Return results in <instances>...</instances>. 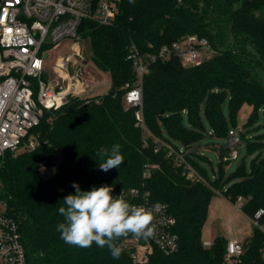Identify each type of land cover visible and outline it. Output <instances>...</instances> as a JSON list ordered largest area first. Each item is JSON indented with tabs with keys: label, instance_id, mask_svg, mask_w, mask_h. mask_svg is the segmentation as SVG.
<instances>
[{
	"label": "trees",
	"instance_id": "trees-1",
	"mask_svg": "<svg viewBox=\"0 0 264 264\" xmlns=\"http://www.w3.org/2000/svg\"><path fill=\"white\" fill-rule=\"evenodd\" d=\"M117 8L112 24L85 20L79 30L94 65L109 73L110 90L92 98L72 97L60 109L45 110L31 131L38 146L0 158V201L19 224L29 264H133V248L127 245L131 234L114 241L122 250L119 259L112 258L107 246L93 242L81 248L61 239L57 226L64 217L58 209L67 195L75 194L73 182L83 191L110 186L113 196L136 189L169 206L180 249L165 255L155 248L142 264H264V231L255 224L241 242L244 253L239 257H227L225 237L219 235L211 246L202 240L216 191L232 204L245 200L241 212L264 224V133L247 139L242 131L251 167L240 166L228 181V146L213 147L220 167L214 181L199 163L206 157L195 146L205 138L203 109L214 134L226 140L244 105L253 108L249 125L264 112V0H117ZM190 36L208 39L214 56L195 67H184L174 55L147 62L145 131L137 126V108L125 99L137 80L131 49L137 47L147 59ZM227 100L232 127L224 108ZM115 144L124 162L101 171L99 164L106 158L97 152ZM170 147L185 149L187 162L201 179L187 176ZM57 152L62 154L59 173L44 179L41 168L53 166Z\"/></svg>",
	"mask_w": 264,
	"mask_h": 264
},
{
	"label": "built area",
	"instance_id": "built-area-1",
	"mask_svg": "<svg viewBox=\"0 0 264 264\" xmlns=\"http://www.w3.org/2000/svg\"><path fill=\"white\" fill-rule=\"evenodd\" d=\"M118 13L117 0H0V158L7 152L17 153L22 148L34 150L39 140L31 135L40 123L45 110H57L65 106L72 97H84L91 87L92 79L83 74L89 63L81 53L82 38L79 30L85 20H94L100 25H110ZM73 41L72 54L60 58L52 65L53 78L46 73L48 51L63 40ZM202 51L214 52L208 39L190 36L171 46H163L158 54L147 59L133 47L136 83L127 92L126 103L137 108V126L146 130L143 115V82L148 73L147 62L178 57L184 67H195L204 61ZM215 53V52H214ZM208 60V59H207ZM71 68L74 74L70 73ZM83 73V74H82ZM46 76V77H45ZM95 97V96H94ZM242 131L230 129L227 146L231 160L240 157ZM161 144L157 145L160 149ZM179 165L184 166L189 178L201 179L187 162L185 149L170 147ZM149 174V168L145 170ZM132 205L154 211L155 234L149 239L133 236L128 246L133 248V264L147 262L156 249L165 255L179 251L180 238L176 232L177 221L164 203H154L149 194L132 189L122 192ZM241 198L238 200V202ZM262 211L256 215L259 218ZM254 224L264 231V224ZM211 246L212 243L205 244ZM244 253L240 241L229 240L227 257H239ZM0 264H29L17 221L7 214L6 205L0 201Z\"/></svg>",
	"mask_w": 264,
	"mask_h": 264
},
{
	"label": "rangeland",
	"instance_id": "rangeland-1",
	"mask_svg": "<svg viewBox=\"0 0 264 264\" xmlns=\"http://www.w3.org/2000/svg\"><path fill=\"white\" fill-rule=\"evenodd\" d=\"M74 45L73 41L70 39L63 40L56 47L49 50L47 66L45 68L46 73L55 78L56 74L52 69V65L60 58H65L66 56L72 54V46ZM81 53L83 59L86 60L89 65L84 72L85 77H91L98 79L99 83L90 87L88 91L83 93L84 97L87 96H98L107 93L110 90V85L106 82L109 81L110 75L107 72H102L94 65L91 59V50L88 42L81 43ZM203 59L207 60L214 56V52L207 54L205 51H202ZM71 74H74L73 68L70 70ZM104 75V76H103ZM107 79L104 81V79ZM95 79H92V82ZM94 88V89H93ZM226 117L229 122V126H233L232 120L228 108V100L224 105ZM253 108L249 105H244L239 111L236 121L235 129L243 131L247 139L252 138L254 135L264 133V112L259 111L258 115L255 116L254 121L249 125L251 119ZM202 119L204 125V134L205 138L202 139L200 143H197L195 146H199L200 154L205 155L204 159H199V163L203 168L207 170L208 176L212 181L215 180V173L220 172L219 167V152L214 150L213 147L218 149L221 147L227 146L226 139H223L212 131V127L207 118L205 109L202 111ZM184 120L187 125L190 124L189 116L185 115ZM249 125V126H248ZM147 131V129L145 130ZM208 132L213 135H209ZM240 157L237 160H232L230 163L224 166V181H228L229 176L240 166H244L246 169H250L252 156L248 154L247 144L244 141L239 149ZM62 160V154L57 152L54 158V164L51 167L43 166L41 168V176L44 179L51 178L59 173V164ZM245 203V200L241 199L239 202L232 204L227 200L221 193L218 191L215 192V196L212 199L209 218L204 226L202 240L204 244L207 241L213 242L216 237L219 235L228 239L235 240H245L250 237L254 229V222L248 218L244 213L241 212V207Z\"/></svg>",
	"mask_w": 264,
	"mask_h": 264
},
{
	"label": "clouds",
	"instance_id": "clouds-1",
	"mask_svg": "<svg viewBox=\"0 0 264 264\" xmlns=\"http://www.w3.org/2000/svg\"><path fill=\"white\" fill-rule=\"evenodd\" d=\"M98 156L105 157L99 164L101 171L107 172L119 168L124 162L120 153V145L101 148ZM75 194L67 195L59 207V213L64 222L59 223L57 231L66 243L81 248H89L93 242L100 247L107 248L113 259H119L121 248L114 241L131 234L136 239H149L155 234L154 211L160 210V205L153 210L143 206L130 204L122 193L113 196L110 186L93 187L83 191L80 185L73 182Z\"/></svg>",
	"mask_w": 264,
	"mask_h": 264
},
{
	"label": "crops",
	"instance_id": "crops-1",
	"mask_svg": "<svg viewBox=\"0 0 264 264\" xmlns=\"http://www.w3.org/2000/svg\"><path fill=\"white\" fill-rule=\"evenodd\" d=\"M91 78V77H90ZM91 79H95V81H93L92 82V84H91V88L92 87H94V86H96L98 83H99V81H98V79L96 78V76H95V78H91ZM104 79V81H106L107 79H105V78H103ZM109 85H110V87H111V82H110V80L109 81H106ZM94 89V88H93ZM228 239V238H227ZM228 240H235V239H228ZM237 241H239V240H237ZM243 241V240H242ZM242 241H240V242H242ZM208 243H212L211 241H207L205 244H208Z\"/></svg>",
	"mask_w": 264,
	"mask_h": 264
}]
</instances>
